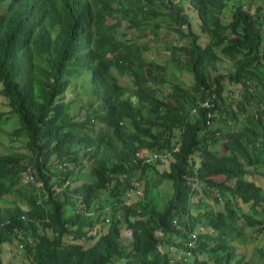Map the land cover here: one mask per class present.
<instances>
[{"label":"trees","instance_id":"1","mask_svg":"<svg viewBox=\"0 0 264 264\" xmlns=\"http://www.w3.org/2000/svg\"><path fill=\"white\" fill-rule=\"evenodd\" d=\"M0 95V264H264V0H0Z\"/></svg>","mask_w":264,"mask_h":264},{"label":"rangeland","instance_id":"2","mask_svg":"<svg viewBox=\"0 0 264 264\" xmlns=\"http://www.w3.org/2000/svg\"><path fill=\"white\" fill-rule=\"evenodd\" d=\"M186 9V8H185ZM186 11L188 12H191V13H194L193 9H189L187 8ZM149 25L152 26V24L150 23ZM150 28H153V27H150ZM164 30H165V27L164 26H160V29L158 28L157 30V34L159 33L160 35H165L164 34ZM153 35V30H150V32L147 34V35H142L140 36V40L142 39H145L147 37H150ZM173 37H169V39H172ZM163 40V39H162ZM160 39V41H162ZM156 44L154 42H151V46H155ZM161 46V45H159ZM150 47L149 50H146L144 52V55L146 56L147 59H154L156 61H158L159 63H165L166 64V78L168 81H173V82H180L182 84H188L189 83V77L187 74H185V72L181 71V68H175L172 66L173 62L171 60H169V54L164 52L163 49L160 50L161 48L159 47L158 50H160V52L157 51V49L154 47L152 48ZM111 72L117 76V80L122 83L123 85H127V86H130L131 85V81L130 79L128 78V75L125 74V73H117V71L115 70V68L111 67ZM190 76V74H189ZM191 77V76H190ZM76 80L75 79H72L70 81V84L71 86H75L76 85ZM168 84H166L167 86ZM72 89V88H71ZM71 89H68V91H70ZM83 91L81 89L78 88V92L77 93H73V92H66V95H65V98L67 97H71V98H78V99H84L85 98L83 96H80V93H82ZM8 109V106L5 104V100L4 98H2V96L0 95V112L1 111H5ZM7 114H1V119H0V139L2 140L0 142V146H3L1 147L2 149L4 148V146L7 144V140H8V137L10 136L9 135V132L6 130V127H12V125L14 124L15 122V118L14 117H9V116H6ZM8 133V134H7ZM17 144V149H19L20 151H24L25 148L23 146H21V144L19 142H15ZM9 150H13V148H10L9 147ZM258 176L256 175L255 178L257 179V181H259L262 185H264V176L261 177L260 179L257 178ZM25 175H24V179H25ZM165 185V184H164ZM107 205V203H105V206ZM127 232H123V236H125L127 238ZM258 236V237H257ZM257 238L258 239H263L264 237V230L261 231L260 233H257ZM255 237V235H254ZM251 243H252V240H246V242H243V243H236V249L238 250H241V251H244L246 253H248V250L251 248ZM11 250L9 249H5L3 250L2 254H1V259H2V264H7L9 262H12L14 263L15 261L14 260V257L11 258L9 257V254H10Z\"/></svg>","mask_w":264,"mask_h":264},{"label":"built area","instance_id":"3","mask_svg":"<svg viewBox=\"0 0 264 264\" xmlns=\"http://www.w3.org/2000/svg\"><path fill=\"white\" fill-rule=\"evenodd\" d=\"M152 156H154V154H152ZM150 157H151V155L147 153V158H150ZM147 158H146V160H147Z\"/></svg>","mask_w":264,"mask_h":264}]
</instances>
